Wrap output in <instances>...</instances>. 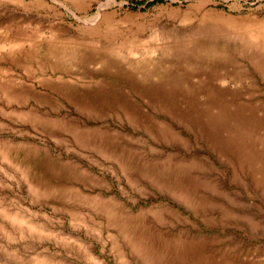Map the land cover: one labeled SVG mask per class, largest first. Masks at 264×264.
Here are the masks:
<instances>
[{"label": "rangeland", "instance_id": "rangeland-1", "mask_svg": "<svg viewBox=\"0 0 264 264\" xmlns=\"http://www.w3.org/2000/svg\"><path fill=\"white\" fill-rule=\"evenodd\" d=\"M207 79L264 117V0H0V264H264V121L214 146Z\"/></svg>", "mask_w": 264, "mask_h": 264}, {"label": "bare ground", "instance_id": "bare-ground-1", "mask_svg": "<svg viewBox=\"0 0 264 264\" xmlns=\"http://www.w3.org/2000/svg\"><path fill=\"white\" fill-rule=\"evenodd\" d=\"M202 86L206 87L205 91H201L200 87ZM200 87L197 94L201 92V94L204 95V101L202 100L204 106L201 109L195 108L194 112L204 116L199 123V127L206 131L207 136L210 138V141L214 146H234L236 145L235 138L241 128L250 126L253 121L258 126L262 125L264 117L256 118L255 114L257 108L254 105H250L248 102L240 100L237 91L234 93H228L226 90L220 89L221 87L217 88L216 85L214 86V83H212L210 79L200 82ZM158 88L159 87L152 89V87H148L144 96L156 99L159 103H166L169 101L171 102V105L176 103L174 99L176 95L174 93L171 91L161 92ZM228 94H231L229 98L226 97ZM230 106L234 107L231 108ZM213 108H216L217 113L212 111ZM174 109L175 108L166 106L162 111L172 119L174 118V115L171 113L174 112ZM246 111L248 112L247 114ZM223 130L224 132H227V135L225 134L224 136L221 134V131Z\"/></svg>", "mask_w": 264, "mask_h": 264}, {"label": "trees", "instance_id": "trees-1", "mask_svg": "<svg viewBox=\"0 0 264 264\" xmlns=\"http://www.w3.org/2000/svg\"><path fill=\"white\" fill-rule=\"evenodd\" d=\"M154 2H158V1H160V0H153ZM143 1H140L139 3H142Z\"/></svg>", "mask_w": 264, "mask_h": 264}]
</instances>
